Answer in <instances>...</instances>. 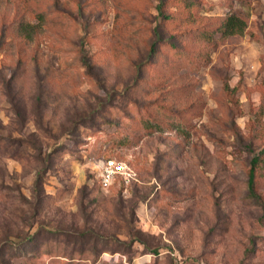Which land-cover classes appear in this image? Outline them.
I'll list each match as a JSON object with an SVG mask.
<instances>
[{"label":"rangeland","instance_id":"obj_1","mask_svg":"<svg viewBox=\"0 0 264 264\" xmlns=\"http://www.w3.org/2000/svg\"><path fill=\"white\" fill-rule=\"evenodd\" d=\"M263 148L264 0H0V264H264Z\"/></svg>","mask_w":264,"mask_h":264},{"label":"trees","instance_id":"obj_2","mask_svg":"<svg viewBox=\"0 0 264 264\" xmlns=\"http://www.w3.org/2000/svg\"><path fill=\"white\" fill-rule=\"evenodd\" d=\"M246 28V22L237 15H228L223 24V34L225 36L243 34ZM264 171V148L254 154L250 160V167L248 170V191L253 198H258L259 195L256 190V178L261 171Z\"/></svg>","mask_w":264,"mask_h":264},{"label":"built area","instance_id":"obj_3","mask_svg":"<svg viewBox=\"0 0 264 264\" xmlns=\"http://www.w3.org/2000/svg\"><path fill=\"white\" fill-rule=\"evenodd\" d=\"M101 168V182L104 188L109 187L116 177H120L125 182L135 177L134 170L125 161L108 158L102 161Z\"/></svg>","mask_w":264,"mask_h":264}]
</instances>
